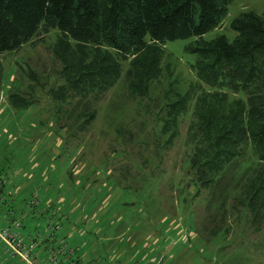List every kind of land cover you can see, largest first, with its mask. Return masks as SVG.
Masks as SVG:
<instances>
[{"label": "rangeland", "instance_id": "1", "mask_svg": "<svg viewBox=\"0 0 264 264\" xmlns=\"http://www.w3.org/2000/svg\"><path fill=\"white\" fill-rule=\"evenodd\" d=\"M244 11L264 12V0H231L202 39H232L229 21ZM56 33L39 32L19 49L0 52V199H6L0 216L19 220L39 251L64 238L77 264H264V225L253 226L243 210L227 207L225 230L217 236L202 231L206 191L188 193L182 178L187 116L179 118L171 145L160 131L167 83L182 93L195 78L188 65L194 56L184 50L193 37L163 43L172 68L168 80L161 76L147 95L132 97L120 77L84 100L94 116L83 122L82 101L48 95L62 82L51 53ZM22 68L34 70L37 80ZM13 80L32 104L8 103ZM0 264H18L1 241Z\"/></svg>", "mask_w": 264, "mask_h": 264}, {"label": "trees", "instance_id": "2", "mask_svg": "<svg viewBox=\"0 0 264 264\" xmlns=\"http://www.w3.org/2000/svg\"><path fill=\"white\" fill-rule=\"evenodd\" d=\"M230 1L0 0V52L19 49L39 32L57 30L51 53L62 82L49 88L48 95L59 102L76 97L84 103L120 77L129 96H145L153 81L172 74L171 62L163 59V43L193 37L184 50L194 56L188 65L195 78L182 93L167 83L160 131L171 145L179 118L187 116L184 142L189 152L182 178L188 193L206 191L201 226L211 237L225 230L227 207L243 210L255 227L264 225V12L234 16L229 27L236 35L230 40L223 34L201 37L220 24ZM22 70L29 80H37L34 70ZM1 74L0 63V83ZM14 85L13 80L8 103L32 104ZM81 114L89 122L94 110L84 103ZM52 229L56 227L44 240ZM61 243L37 249L39 257ZM64 246L73 255V248Z\"/></svg>", "mask_w": 264, "mask_h": 264}, {"label": "built area", "instance_id": "3", "mask_svg": "<svg viewBox=\"0 0 264 264\" xmlns=\"http://www.w3.org/2000/svg\"><path fill=\"white\" fill-rule=\"evenodd\" d=\"M2 181H4V178L0 174V182L2 183ZM34 201L36 203V199ZM1 220L2 218L0 217V241L4 244L5 250L10 257L16 258L18 264H60L59 255H62L63 258L71 255V250L65 249V244L59 241L61 243L60 248L48 247L45 251V256L40 258L34 236L25 235L20 231L21 222L19 220L14 218L5 219L4 224L1 223Z\"/></svg>", "mask_w": 264, "mask_h": 264}, {"label": "crops", "instance_id": "4", "mask_svg": "<svg viewBox=\"0 0 264 264\" xmlns=\"http://www.w3.org/2000/svg\"><path fill=\"white\" fill-rule=\"evenodd\" d=\"M6 219V218H5ZM4 218H2V222L1 223H5V220ZM30 234V233H29ZM31 235V234H30ZM170 238H171V236H170ZM167 239V237L166 236H164V238L162 239V241H165ZM172 239V238H171ZM168 240H166V242H167ZM74 253H73V255H71L70 257H67V256H65V258H63L62 257V255H59V259H60V261H61V263L60 264H66L67 263V261L68 260H71V264H77V262H78V258H75V261H73V259H74Z\"/></svg>", "mask_w": 264, "mask_h": 264}, {"label": "bare ground", "instance_id": "5", "mask_svg": "<svg viewBox=\"0 0 264 264\" xmlns=\"http://www.w3.org/2000/svg\"><path fill=\"white\" fill-rule=\"evenodd\" d=\"M22 230V229H21ZM24 234V233H23Z\"/></svg>", "mask_w": 264, "mask_h": 264}]
</instances>
